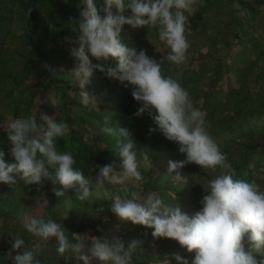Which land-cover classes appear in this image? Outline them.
Masks as SVG:
<instances>
[{
    "label": "clouds",
    "instance_id": "1",
    "mask_svg": "<svg viewBox=\"0 0 264 264\" xmlns=\"http://www.w3.org/2000/svg\"><path fill=\"white\" fill-rule=\"evenodd\" d=\"M198 4L202 0H102L100 6L96 0H79V19L75 21L80 33L79 47L70 49L76 60L70 71L71 80L79 86L80 103L90 110L98 105L97 97L86 91L94 70L131 86V96L139 104L135 115L147 112L156 125L150 132L158 131L175 142L178 152L185 157L182 161L170 160L168 173L187 164L219 169L203 188L202 208L191 216L182 212L177 203H165L154 193L141 196L127 189L123 196L112 197V214L121 221L152 229L154 238L175 240L189 253L195 252L192 264H264V190L254 180L234 179L235 169L212 138L205 113L194 106L188 90L178 79L163 74L161 59L129 46L121 36L125 25L132 29L155 28L168 49L164 59L186 68L191 47L186 25L189 15L198 11ZM232 7L240 9L238 0ZM32 11L29 7L27 15ZM66 40L71 42L70 38ZM89 54L102 63L93 64ZM112 60L116 61L115 67L109 63ZM44 67L51 70L48 65ZM41 119L42 125L35 116L14 118L8 123L6 132L14 162L5 163L4 153L0 152V182L15 186L17 176L25 185L51 180L61 186L52 189L57 198L71 191L77 200L89 201L93 181L74 167L76 161L70 153L57 150L56 141L69 132L68 123L44 113ZM110 120L106 113L101 131L116 139L115 152L120 162L94 166L98 169L94 176L97 189L104 188L105 182L122 185L128 178L143 180L139 168L142 162L149 161L147 151L137 150L132 131L126 126L115 128ZM184 174L173 176L174 182H183L179 176ZM23 227L36 239L30 249L19 234L9 241L11 249L7 255L14 259V264H42L37 252L42 246L50 247L53 240L56 254L66 260L75 255L83 264H131L132 253L143 243L133 239L126 249L118 238L74 233L73 243L61 222L38 215L25 217ZM13 252L17 253L14 257ZM173 258L178 264H189L179 253L173 254Z\"/></svg>",
    "mask_w": 264,
    "mask_h": 264
},
{
    "label": "trees",
    "instance_id": "2",
    "mask_svg": "<svg viewBox=\"0 0 264 264\" xmlns=\"http://www.w3.org/2000/svg\"><path fill=\"white\" fill-rule=\"evenodd\" d=\"M220 1L202 0V4L197 5L198 11L189 15L187 37L199 27L210 24L204 12ZM96 3L100 6L102 0H96ZM238 3L241 7L231 11L223 39L199 51L188 66L183 67V74H179L176 65L164 59L168 49L159 40L157 29H132L125 25L121 33L129 46L136 47L138 51L144 49L148 56L161 59L165 76L178 79L185 88L190 81L194 83L188 92L194 106L205 113V118H212L222 106H233L230 112L214 121L213 126H221L235 115L240 118L259 101H264V67L255 69L264 57V0H238ZM78 4L79 0H0V152L4 153L5 163L14 162L6 132L8 123L14 118L35 116L37 123L42 125V113L55 115L57 121L68 123L69 132L57 139V150L70 153L76 161L74 167L82 171L85 178L90 176L95 165L120 162L115 152L116 139L101 131L106 113L110 114L111 126H126L132 131L138 151L150 146L178 150L175 142L168 141L158 131L150 132L156 125L147 112L139 117L135 115L139 104L131 96V86H126V82L110 80L101 71L94 70L86 91L97 97L98 105L90 110L80 103L79 86L72 83L70 74L76 64L70 49L79 47L80 33L75 22L79 19ZM29 7L33 11L28 16L26 10ZM90 59L93 64L102 63L91 56ZM109 63L113 67L116 65L114 60ZM230 163L235 169L234 179L254 180L264 189V137L250 143L241 156L230 160ZM183 172H187L185 167L171 174L164 169L155 177L146 174L141 184H127L121 189L123 193L104 195L95 201L93 207L99 210L100 215L83 223H77V220L85 214L81 208L84 202L77 200L73 192L60 198L52 192L40 217L45 220L63 218L69 225L65 228L70 239L73 233L118 238L126 249L133 239L143 241L140 249L132 253L131 264H164L165 260L168 264H178L173 258L176 253L192 264L195 252L189 253L175 240L154 238L152 229L121 221L109 210L112 197L123 196L127 189L141 196L154 193L165 203H177L182 212L190 216L195 214L202 208L200 199L204 190L197 191L194 184L188 185L187 182H174L173 176ZM23 183L20 178H17L15 186L0 183V233H3L0 264H14V259L8 258L7 253L11 249L9 241L17 234L26 240L29 249L36 239L27 233L21 217L16 216L21 195L10 193L11 190L28 189ZM15 194L18 196L14 197ZM65 209L66 216L62 217ZM72 242L76 241L72 239ZM16 254L13 252L12 256ZM37 257L42 264H83L75 255L69 260L57 255L54 240L50 241V247L42 246ZM93 264L99 262L93 261Z\"/></svg>",
    "mask_w": 264,
    "mask_h": 264
},
{
    "label": "rangeland",
    "instance_id": "3",
    "mask_svg": "<svg viewBox=\"0 0 264 264\" xmlns=\"http://www.w3.org/2000/svg\"><path fill=\"white\" fill-rule=\"evenodd\" d=\"M233 3V0H221L220 2L216 3V5L210 7L204 12V15L210 19V24H205L204 26L199 27L193 35L187 37L191 43V47L188 51V63L199 53V51L205 49L206 46L213 43H218L223 39L222 37H224L227 33L226 25L230 20L229 15L234 9L232 7ZM207 60L208 63L211 64L208 58ZM263 67L264 57L255 69H261ZM177 68L179 69V74H183V66ZM192 84L194 83L190 81L188 86H186L188 91ZM232 107L233 106L231 104L222 106V109L212 118H206V121L209 122L210 125L209 131L212 138L220 146L221 151L226 154L229 162L230 160L238 159L250 143L261 141L264 137V101L262 103L259 101L255 106L252 107L253 109L242 114L240 118H238V116L235 117V115L233 119L221 124V126H213V122L218 120L224 114L230 112ZM141 151H147L149 155V161L146 164L142 162L139 168L142 177L146 174H152L155 177L160 172L164 171V169H168V162L170 160L182 161L185 159L184 155L180 154L176 149L167 151L158 148L157 146H150L142 149ZM184 167L186 168L187 172H185L184 175L179 176V180L187 182L188 185L194 184L197 191H203V188H206L207 181L211 180L219 173V169H201L195 164H187ZM97 173L98 169L93 168L90 171V176L87 178L93 181V196L89 198V201H86L81 205V208L84 209L85 214L80 216L79 220H77V223H83L84 221L86 222L88 219L95 218L100 215L99 210H94L93 207L95 205V201L104 195H108L113 192H117L119 194L123 193L121 189L127 184L135 186L141 184V180L137 181L134 178H128L122 185H113L105 182L104 188L97 189L94 178ZM17 178L19 177L17 176L16 179ZM23 185L25 184L23 183ZM55 185L57 187L60 186L59 184H53L51 180H44L41 185H25L28 187L26 190L18 189L17 192L11 190V194L15 192L21 195V203L18 206V213H20L22 216H20V214L17 212L16 216L21 217L20 220L22 222H25V217L28 216L38 215L40 217L44 208L47 207V202L50 200V194L53 192L52 189L48 188L54 187ZM261 190L264 189L261 188ZM97 193L99 194L98 197ZM70 194L71 191L66 193V195ZM17 196V194L14 195V197ZM64 212L65 214L62 217L66 216V209ZM14 219L16 222L17 219ZM57 221L61 222L64 227L69 228V225L63 221V218ZM2 238L3 233H0V239Z\"/></svg>",
    "mask_w": 264,
    "mask_h": 264
}]
</instances>
